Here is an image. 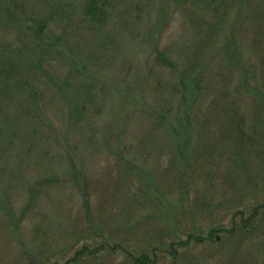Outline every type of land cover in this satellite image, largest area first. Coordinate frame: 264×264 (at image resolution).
<instances>
[{
	"label": "rangeland",
	"instance_id": "1",
	"mask_svg": "<svg viewBox=\"0 0 264 264\" xmlns=\"http://www.w3.org/2000/svg\"><path fill=\"white\" fill-rule=\"evenodd\" d=\"M86 1L17 2L27 25L0 14V54L37 64L24 88L0 63V264H66L103 240L112 255L82 264H173L170 249L264 264V231L233 232L223 257L205 239L264 201V161L214 142L264 115V0H100L99 22Z\"/></svg>",
	"mask_w": 264,
	"mask_h": 264
},
{
	"label": "trees",
	"instance_id": "2",
	"mask_svg": "<svg viewBox=\"0 0 264 264\" xmlns=\"http://www.w3.org/2000/svg\"><path fill=\"white\" fill-rule=\"evenodd\" d=\"M35 0H6L5 3H7V7L5 6V3L0 2V14L2 11L4 14L7 16L8 20H10L11 23H14V21L17 22H22L24 25L28 24V18L24 17L23 15L20 14H14L17 10V6L15 4L18 2V7H22L24 3L30 4L34 2ZM226 0H222L221 3L219 2V5L217 6L216 12H221L223 10V5L225 8L230 7L231 3L229 5H226L224 2ZM13 7V8H12ZM105 4L104 2L101 3L100 0H87L85 3H82V16L83 17H88L91 20H96L97 22L101 21L102 17L105 15ZM11 8L13 11H11ZM229 9V8H228ZM217 19H220V17H217ZM36 30L35 33V40L38 39L40 40V32H41V26L38 25L36 26L35 23L32 26V30ZM1 45V44H0ZM6 47L5 45H2V48ZM5 49L1 50L0 54V63L1 60L3 61H10L12 63V56L6 55V52L4 51ZM28 50V49H27ZM22 48L21 49V55L18 56L19 51L17 50V53H15L14 59L15 61L11 64L12 67H6L4 65L3 68L10 75V72L13 71V65L14 63H17V67L19 70L23 69L24 74L21 75L18 79L19 83H21L24 88H28L30 85V79L33 77V73L36 67V63L31 61L30 54L32 53V50H28ZM18 56V57H17ZM17 59H20V62L17 61ZM12 72V73H13ZM1 77V76H0ZM30 89V102H35V94L32 92L31 87ZM25 105L24 107L27 108V111L30 110L31 104ZM31 112V111H29ZM228 115V114H226ZM225 115V116H226ZM232 122V121H231ZM233 124V129L231 133L227 132L226 135L223 134L224 139L219 138L216 139L214 142L217 144V142L220 144L221 140H223V144L220 146H223L228 142L229 145V158L233 157L234 159L238 160L244 153L245 157L247 155L253 156V157H260L263 161L264 158L262 156V153L264 154V115L263 116H258L256 117L255 123L253 126L248 127L249 129L244 128L242 125H235L234 122ZM246 124V123H245ZM208 143V141H205ZM213 145V144H212ZM237 165V164H236ZM241 169L245 168V164L241 165ZM261 167V166H260ZM238 172L239 170L236 169ZM245 171V170H244ZM247 179V178H244ZM183 189H189V183L183 184ZM185 191V190H184ZM234 211H236L233 214L234 219H237V222H234L232 224V229L231 231H224L221 229V227L215 228L214 230H209L207 233V237L205 238L206 241L210 242L213 244V250L218 252L217 255L219 257L226 256V251L225 249L228 247L227 246V239L230 236H233V232H238L240 235V239L242 238L243 240H252L260 231H264V201L256 205L250 213L248 214V217L244 218L243 213L240 210V206L235 203L233 205ZM261 224L263 228L261 227ZM220 234V235H219ZM198 238V237H196ZM194 238L190 235L188 238L184 241L183 245L185 247H188L189 244H191V241H196L197 239ZM193 239V240H192ZM197 242V241H196ZM238 243V241H236ZM237 245L236 243L231 244L229 248H236ZM115 247H110V245L107 243V240H103L102 243H99L97 247L94 249L89 250L87 247H81L80 250H78L74 258L69 260L68 263L66 264H82L84 259H89L92 261H97L98 259H101L104 257V255H112V251H114ZM98 252H100L101 258L99 257ZM172 250L168 251L169 255L171 256V263L177 264L179 261H182V264L184 263V259L186 258L185 256H182L181 252H176L175 254H172ZM124 258L122 261V264H154V262L151 261V259H148L145 254L139 255V256H134L128 253L123 254ZM181 258V260H180ZM155 261V260H154ZM179 262V263H180Z\"/></svg>",
	"mask_w": 264,
	"mask_h": 264
}]
</instances>
